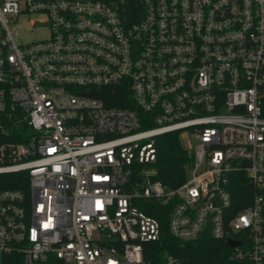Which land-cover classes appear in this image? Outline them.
Masks as SVG:
<instances>
[{"label": "built area", "instance_id": "1", "mask_svg": "<svg viewBox=\"0 0 264 264\" xmlns=\"http://www.w3.org/2000/svg\"><path fill=\"white\" fill-rule=\"evenodd\" d=\"M109 86L130 106L91 95ZM171 132L199 141L176 188L155 178ZM19 173L28 192L2 187ZM157 206L264 264V0H0V264H151Z\"/></svg>", "mask_w": 264, "mask_h": 264}, {"label": "trees", "instance_id": "2", "mask_svg": "<svg viewBox=\"0 0 264 264\" xmlns=\"http://www.w3.org/2000/svg\"><path fill=\"white\" fill-rule=\"evenodd\" d=\"M125 8L128 16L135 18L140 11L141 0H125ZM91 95L103 98L110 106H130L127 101L129 92L121 86L105 87ZM180 136V132H171L157 140L155 178L163 181L169 188L180 186L188 178V171L194 160L193 151L182 145ZM7 178H11L10 183L3 184V188H23L26 192L29 191L25 174H10ZM235 180L233 194L241 199L237 207L244 208L251 197L252 185L244 174L236 175ZM241 195L248 197L244 199ZM150 214L159 218L162 224L161 238L156 242L145 243V259L151 264H164L166 255L174 256L179 264H253L246 258H238L226 238L201 236L183 241L174 237L169 231V208L157 206Z\"/></svg>", "mask_w": 264, "mask_h": 264}, {"label": "rangeland", "instance_id": "3", "mask_svg": "<svg viewBox=\"0 0 264 264\" xmlns=\"http://www.w3.org/2000/svg\"><path fill=\"white\" fill-rule=\"evenodd\" d=\"M27 27H30V24H27ZM180 138L182 145L187 149L191 147L192 148L196 147L199 142L198 139H196L195 137L189 138L186 134H181ZM188 176L189 177L191 176V173L189 171H188Z\"/></svg>", "mask_w": 264, "mask_h": 264}, {"label": "water", "instance_id": "4", "mask_svg": "<svg viewBox=\"0 0 264 264\" xmlns=\"http://www.w3.org/2000/svg\"><path fill=\"white\" fill-rule=\"evenodd\" d=\"M211 229H212V226H211V224L209 223V227L203 232V235H204L205 237H210V235H211ZM228 244H229V246H230L231 248H234V247H236L237 245H240L241 242L236 241V240H234V239H229V240H228Z\"/></svg>", "mask_w": 264, "mask_h": 264}]
</instances>
